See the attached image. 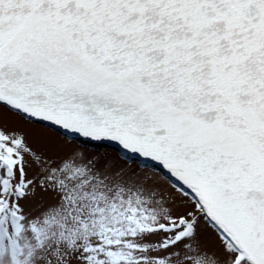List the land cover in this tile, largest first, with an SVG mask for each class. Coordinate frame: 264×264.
<instances>
[{"label":"snow or ice","instance_id":"6c2138e0","mask_svg":"<svg viewBox=\"0 0 264 264\" xmlns=\"http://www.w3.org/2000/svg\"><path fill=\"white\" fill-rule=\"evenodd\" d=\"M0 264H264V0H0Z\"/></svg>","mask_w":264,"mask_h":264}]
</instances>
